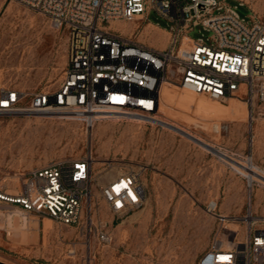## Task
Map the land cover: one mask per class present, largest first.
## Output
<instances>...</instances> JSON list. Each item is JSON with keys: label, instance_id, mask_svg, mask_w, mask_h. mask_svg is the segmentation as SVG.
Listing matches in <instances>:
<instances>
[{"label": "rangeland", "instance_id": "rangeland-1", "mask_svg": "<svg viewBox=\"0 0 264 264\" xmlns=\"http://www.w3.org/2000/svg\"><path fill=\"white\" fill-rule=\"evenodd\" d=\"M222 1L249 24L253 13L264 21V0ZM147 13L148 23L161 30L143 21L115 22L110 28L129 36L140 25V42L165 48L164 31L175 26L154 10ZM188 34L211 42L212 32L202 26ZM67 54L63 29L16 1L0 0V88L55 89ZM163 91L168 99L160 97L155 124L111 118L87 130L58 117L0 115V191L16 194L23 173L93 152L99 228L111 238L102 241L83 227L0 202V258L14 264H198L218 227L207 210L212 200L239 238L249 227L264 228V99L218 101L171 82L163 84ZM247 159L262 169L251 185L235 169H245ZM129 171H142L146 198L135 212L117 217L101 188Z\"/></svg>", "mask_w": 264, "mask_h": 264}, {"label": "built area", "instance_id": "built-area-1", "mask_svg": "<svg viewBox=\"0 0 264 264\" xmlns=\"http://www.w3.org/2000/svg\"><path fill=\"white\" fill-rule=\"evenodd\" d=\"M46 16L67 35V63L53 90L27 93L0 88L1 116L58 117L92 129L105 119L155 124L164 81L211 99H264V21L251 23L222 0H12ZM154 10L173 23L163 49L110 28L111 23H148ZM196 26L212 32L210 43L188 33ZM93 156L56 160L22 174L19 192L0 191V202L21 212L47 216L58 224L83 227L102 241L101 209L93 193ZM142 169H146L142 167ZM142 171L121 173L101 188L108 210L124 217L146 198ZM252 184V183H251ZM218 221L198 264H264V228H248L243 238L227 226L216 201L207 206ZM264 221V220H263ZM0 264H11L0 260Z\"/></svg>", "mask_w": 264, "mask_h": 264}, {"label": "bare ground", "instance_id": "bare-ground-1", "mask_svg": "<svg viewBox=\"0 0 264 264\" xmlns=\"http://www.w3.org/2000/svg\"><path fill=\"white\" fill-rule=\"evenodd\" d=\"M246 2H250L249 0H246ZM126 25V24H125ZM150 25V24H149ZM149 28V27H148ZM147 28V29H148ZM149 30V29H148ZM165 32V31H164ZM168 35V34H167ZM168 38V37H167ZM165 82H169V81H164L162 84H161V87H160V97H162L164 100H167L168 99V94L167 93H165L164 91H163V84L165 83ZM179 86V88H181V89H185V90H187V91H189L190 93H192V94H194V95H200V94H198V93H195V92H193V91H191V90H189V89H186V88H184L182 85H178ZM178 95V94H177ZM170 97V96H169ZM180 98V97H179ZM213 100H215V99H213ZM179 101V100H178ZM234 104H235V106L237 107V108H239V106H238V104H237V102H234ZM220 128H222V126L220 127ZM91 142V141H90ZM92 147V146H91ZM93 151V150H92ZM91 154H93V152L91 153ZM93 160L95 161V159L93 158ZM254 163V162H253ZM252 162H251V160L250 159H247L246 161H245V164L243 165L244 166V168L245 169H238V168H235V169H237V171L236 172H240L241 174H242V176L244 177L245 176V178H247L248 179V182H249V185H251V183L253 182V179H254V173H256V172H261L262 171V169L261 168H258L257 166H255L254 164H253ZM18 214H20V213H18ZM18 214L16 215V216H18ZM23 214V213H22ZM10 215V214H9ZM251 215V214H250ZM253 216H251V218H252ZM19 219V218H18ZM24 219V218H23ZM26 219V218H25ZM50 220H52V219H50ZM19 221H20V219H19ZM24 223V222H23ZM233 231H236V230H233ZM108 241H111V238L108 240ZM74 253H75V250L73 251ZM74 258V257H73ZM0 260L1 261H4V262H7V263H10V262H8V261H6V260H4V259H2V258H0ZM11 264H14V263H11Z\"/></svg>", "mask_w": 264, "mask_h": 264}, {"label": "crops", "instance_id": "crops-1", "mask_svg": "<svg viewBox=\"0 0 264 264\" xmlns=\"http://www.w3.org/2000/svg\"><path fill=\"white\" fill-rule=\"evenodd\" d=\"M146 26H148L149 28H155V29L161 30L159 27H156L155 25L150 24V25H146ZM165 34H167V32ZM154 48H157V47H154ZM159 49H163V48H159Z\"/></svg>", "mask_w": 264, "mask_h": 264}]
</instances>
